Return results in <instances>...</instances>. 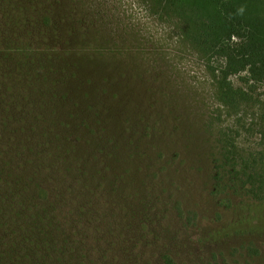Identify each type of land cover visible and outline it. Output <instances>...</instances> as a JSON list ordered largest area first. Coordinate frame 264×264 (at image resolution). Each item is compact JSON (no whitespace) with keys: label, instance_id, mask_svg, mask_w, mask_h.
I'll use <instances>...</instances> for the list:
<instances>
[{"label":"rangeland","instance_id":"obj_1","mask_svg":"<svg viewBox=\"0 0 264 264\" xmlns=\"http://www.w3.org/2000/svg\"><path fill=\"white\" fill-rule=\"evenodd\" d=\"M160 8L0 0V49L17 48L31 78L14 89L13 51L0 52V221L54 223L58 247L81 256L61 264H264L262 236L202 240L230 216L228 138L240 156L264 155V80L253 109L224 107Z\"/></svg>","mask_w":264,"mask_h":264},{"label":"trees","instance_id":"obj_2","mask_svg":"<svg viewBox=\"0 0 264 264\" xmlns=\"http://www.w3.org/2000/svg\"><path fill=\"white\" fill-rule=\"evenodd\" d=\"M151 1L181 21L186 38L202 55L214 77L221 104L231 110L253 109L254 89L264 80V0ZM5 42L6 38L3 44ZM5 47L0 52L9 56L13 51L14 55L12 76L3 77L14 89L26 86L31 78L22 76L20 61L24 60L23 55L16 54L17 48ZM235 76L247 87H237L232 79ZM228 140L231 143L223 145L225 160L231 161L236 181L222 206L229 209L230 216L202 240L217 242L244 234L264 237V162L259 163L264 155L260 158L254 154L240 156L235 151L234 141ZM215 179L218 182L222 178L217 175ZM22 223L0 221V264H44L53 258L56 264H61L63 258L74 260L78 257L79 260L81 257L72 248L64 252L58 247L60 233L55 232L54 223L48 222L46 226L32 223L28 228ZM16 228L22 231L20 237H17ZM246 249L254 256L259 254L253 245Z\"/></svg>","mask_w":264,"mask_h":264}]
</instances>
